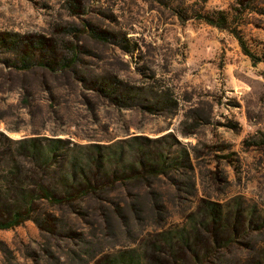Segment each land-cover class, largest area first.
Returning <instances> with one entry per match:
<instances>
[{
    "label": "rangeland",
    "instance_id": "1",
    "mask_svg": "<svg viewBox=\"0 0 264 264\" xmlns=\"http://www.w3.org/2000/svg\"><path fill=\"white\" fill-rule=\"evenodd\" d=\"M237 1L0 0V38L42 40L47 60L50 49L68 60L77 49L72 68L17 72L10 40L0 45V132L81 144L161 138L152 146L187 166L158 180L154 196L144 190L140 219L114 212L119 189L86 217L61 212L54 235L32 221L0 231V264H96L184 223L202 198L243 196L264 211V0ZM219 13L230 29L195 18Z\"/></svg>",
    "mask_w": 264,
    "mask_h": 264
},
{
    "label": "trees",
    "instance_id": "2",
    "mask_svg": "<svg viewBox=\"0 0 264 264\" xmlns=\"http://www.w3.org/2000/svg\"><path fill=\"white\" fill-rule=\"evenodd\" d=\"M238 1L243 4L244 0ZM195 18L230 29L223 13L197 14ZM237 37L245 53L256 60L243 39ZM8 40L11 45L7 48L15 55L9 67L17 72L35 68L58 72L77 62L75 47L71 49L74 60L55 58L53 49L47 60L42 40L34 39L21 47L22 42L3 36L0 45ZM97 91L105 93L102 86ZM1 136L6 143H0V231L32 221L41 232L54 235L62 221L61 212L86 217L96 210L92 202L108 204L119 189L126 195L121 203H111L114 212L126 221L125 209L130 208L140 219L138 209L146 198L144 190L154 196L158 180L168 178L181 167L187 169L169 150L152 146L161 138L133 136L109 144H81L59 137L12 140L0 132ZM168 138L174 141L173 136ZM186 163L191 169V161ZM96 264H264V211L243 196L224 203L202 198L184 223L147 232L137 245L109 252Z\"/></svg>",
    "mask_w": 264,
    "mask_h": 264
}]
</instances>
